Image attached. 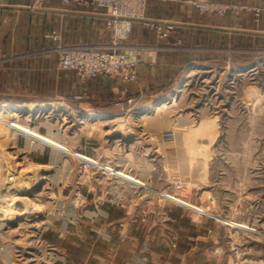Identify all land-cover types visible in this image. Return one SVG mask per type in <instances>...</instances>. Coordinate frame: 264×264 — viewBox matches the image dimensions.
I'll list each match as a JSON object with an SVG mask.
<instances>
[{"label": "rangeland", "instance_id": "1", "mask_svg": "<svg viewBox=\"0 0 264 264\" xmlns=\"http://www.w3.org/2000/svg\"><path fill=\"white\" fill-rule=\"evenodd\" d=\"M44 1L34 0L32 7L42 8ZM203 2L216 3L225 11H204L197 5ZM189 3L190 9L181 11L188 18L165 20L176 23L169 39H161L149 28L160 43H167L181 56L177 82L160 98L148 103L138 99L139 106L127 112L125 101L129 98L121 96L115 101L120 110L109 115L101 113L88 92H81L77 99L31 104L23 110L10 108L7 103L0 104V109L7 107L18 114L21 111L11 122L51 136L76 153L105 166L123 168L147 182L152 188L150 193L157 195L156 203L162 198L176 207L194 210L166 196L171 194L204 209L205 213L198 214L228 228L226 246L232 262L264 264V0H249V6L207 0ZM146 5V0H129L130 10L124 13L147 19ZM112 21H107L110 42L96 49L116 46L128 56L127 42L133 26L145 22L132 20L130 33L124 36L111 26ZM46 39L55 44L47 53L56 59L61 48H90L61 45L60 34L53 30ZM27 72L35 77L48 76V72L39 75L37 68H28ZM67 72L72 73L61 70L62 75ZM121 102L127 104L124 110L119 106ZM36 111L39 114L35 115ZM35 122L41 130L32 127ZM0 137V225L7 222L9 212L18 217L6 227L0 226V264H55L54 246L45 242L43 235L55 220L63 222L71 215L75 219V207L86 200L70 188L71 173L78 171L77 157L21 133L12 134L3 125ZM17 138L25 143L20 145ZM27 140L29 148L32 141L45 147L44 153L37 154L40 158L25 155L31 150L24 148ZM19 169H29L27 178L16 179ZM36 173L47 178L28 180ZM11 176L16 180L11 181ZM17 184L22 187L16 189ZM4 193L10 194L8 200L1 199ZM140 196L148 199L150 194ZM23 197L32 207L29 212L22 205ZM226 221L245 224L258 233L242 231Z\"/></svg>", "mask_w": 264, "mask_h": 264}, {"label": "crops", "instance_id": "2", "mask_svg": "<svg viewBox=\"0 0 264 264\" xmlns=\"http://www.w3.org/2000/svg\"><path fill=\"white\" fill-rule=\"evenodd\" d=\"M189 1L146 0V18L186 19L181 11L190 9ZM207 1L249 6V0ZM33 2L0 0V104L20 110L31 104L77 99L81 92H88L101 113L109 115L120 110L115 101L121 96L148 103L177 82L181 56L140 22H135L127 42L129 61L138 63L137 82L127 84L100 76L85 84L74 71L62 75L64 69L58 66L56 56L47 53L55 44L46 35L58 32L64 46L102 48L111 40L110 16L106 10L77 2L45 0L42 8L32 7ZM28 68H37L39 75L48 72V76H30ZM32 127L42 128L37 122ZM17 142L25 143L20 138ZM26 146L31 150L25 155L32 158L45 152V147L33 141L31 148L28 140ZM71 175L72 193H81L86 200L80 199L75 207V219L71 215L63 222L55 220L45 230L43 239L54 246L55 264L58 259L64 260L63 264H235L226 246L228 228L216 219L162 198L156 203L154 192H142L150 194L148 199L141 197L135 188L103 174H82L79 166Z\"/></svg>", "mask_w": 264, "mask_h": 264}, {"label": "built area", "instance_id": "3", "mask_svg": "<svg viewBox=\"0 0 264 264\" xmlns=\"http://www.w3.org/2000/svg\"><path fill=\"white\" fill-rule=\"evenodd\" d=\"M43 1V0H37ZM65 4H70L73 2L80 3L86 7L99 8L107 10L110 12V18L113 23L111 25L116 31H120V35H127L124 31L131 28V23L121 20V16L125 10H130L127 7L129 0H63ZM135 1V0H133ZM198 8L204 11H214L223 13L225 10L222 6L216 3H198ZM131 10L133 8L131 7ZM127 15H133L134 13H126ZM143 17L142 15L135 14V16L130 17ZM127 19V20H129ZM141 21V20H140ZM145 26L152 28L157 32L161 39H169L172 33L175 31V25L170 24V22H157L143 19ZM111 22V21H110ZM126 24L128 27L126 29ZM110 25V23H109ZM118 29V30H117ZM116 46L111 47L106 50H93V48H61L58 54V66L61 69H67L74 71L81 79H94L100 76H105L108 78H120L124 82L134 83L137 80L138 74L136 68L138 67L135 62L129 61L126 54L117 51ZM128 104L127 112L135 110L134 108L139 106V100L136 98H129L126 100ZM119 106L124 110L123 103H119ZM0 125L6 127V125ZM81 155V154H80ZM79 162V171L82 174L92 173L95 171H101L103 175L121 182L124 186L132 187L138 190V193L151 192L152 188L146 184L147 182L131 175L130 172L122 169H115L110 166H105L99 160L93 158H77ZM95 170V171H94ZM123 173L125 175H123ZM11 181L12 176L10 177ZM143 184H142V182Z\"/></svg>", "mask_w": 264, "mask_h": 264}, {"label": "bare ground", "instance_id": "4", "mask_svg": "<svg viewBox=\"0 0 264 264\" xmlns=\"http://www.w3.org/2000/svg\"><path fill=\"white\" fill-rule=\"evenodd\" d=\"M133 16H135V14H133V15H127L126 13H123L122 14V16H121V20H123V21H126V22H130L131 23V21L132 20H141V21H143V19L145 18V17H134V18H132V19H129L130 17H133ZM127 19H129V20H127ZM170 24H173L174 25V23H172V22H170ZM127 27H128V24H126V29H127ZM125 33H130L129 32V29H127L126 31H124ZM120 35V34H119ZM93 50H96V48H93ZM64 70H67V69H64ZM136 70H137V74H138V77H137V80H136V82L138 81V79H139V73H138V67L136 68ZM71 71V70H70ZM79 77V76H78ZM80 78V77H79ZM81 79V78H80ZM94 79H96V78H94ZM83 80H86V79H83ZM87 80H91V79H87ZM125 103H126V101H125ZM125 103H123V106H124V104ZM163 106H165V105H163ZM1 111L0 112H2L1 114H0V120H2V122H1V124H4V125H6V128L11 132V133H21V134H23V135H25V136H27V137H29V138H31V139H33V140H35V141H39V142H41L42 144H44V145H47V146H50V147H52V148H55V150H57V151H59V152H63V153H65V154H69V155H73V156H76L77 158H89L88 156H84V155H80L79 153H76V152H74L70 147H67V146H65V145H63V144H61L60 142H58V141H56L53 137H51V136H47V135H42V134H40V133H38V132H36V131H34L33 129H31V128H29L28 126H23V125H21V124H18L17 122H11V120H13L14 118H16L17 116H19V114L18 113H15V112H13V111H9V108H7V107H3L2 109H0ZM158 110H163V108H160V109H158ZM9 112V113H8ZM10 113H12L11 114V116H9L10 115ZM8 117L9 118V121H7V118L6 117ZM5 135V134H4ZM6 137V136H5ZM1 138V137H0ZM2 139V138H1ZM4 140V139H3ZM18 155V154H17ZM5 158V157H4ZM91 159V158H90ZM13 166V165H12ZM17 166V165H16ZM19 166H20V164H19ZM4 170V169H3ZM10 170V169H9ZM12 171H13V169H12ZM11 172V171H10ZM17 173V176H18V178H16V179H19V178H21V177H25V178H27L26 176H27V174H28V172H29V169H19V170H17L16 171ZM13 173V172H12ZM38 173H36V174H34V175H32L31 176V178L30 179H28V180H44V179H46L47 177L46 176H43V175H39L38 174V176H36ZM123 175H125L124 173H123ZM3 178V177H2ZM6 178V177H5ZM8 179V178H7ZM13 180H14V178H12ZM15 179V180H16ZM11 180V179H10ZM14 180V181H15ZM9 181V180H8ZM7 181V182H8ZM26 182V181H25ZM24 182V183H25ZM142 182V181H141ZM6 183V182H5ZM4 183V184H5ZM7 184V183H6ZM11 184V183H10ZM26 184V183H25ZM29 184H30V181H29ZM142 184H143V182H142ZM26 186H27V184H26ZM22 187V186H21ZM20 187V185L19 184H17L16 185V189H19V188H21ZM6 188V187H5ZM5 188H3V190L5 189ZM8 188V190L9 189H11V187H7ZM30 188V187H29ZM1 190V189H0ZM26 191V190H25ZM9 196H10V194L9 193H4L3 195H1V199L3 200V201H5V200H8L9 199ZM166 196L170 199H173L175 202H177V203H179V204H181V205H184V206H186V207H189V208H192V209H194V210H196V211H198V212H204L205 213V210L204 209H201V208H199V207H196V206H194V205H192V204H190V203H188V202H185V201H183V200H180V199H178V198H176V197H174L173 195H171V194H166ZM22 205L24 206V208L26 209V211L27 212H29L30 211V209H32V207L30 206V203H29V201L27 200V197H23V202H22ZM35 207V206H34ZM34 210V209H33ZM32 210V211H33ZM17 213V212H16ZM19 213V212H18ZM20 214V213H19ZM19 216V215H18ZM18 217H17V215H15V214H13L12 212H9L8 213V217H7V222H3L0 226L3 228V227H6V225H7V223H9V222H11L12 223V221L15 219H17ZM3 220H5V218L3 219ZM18 220V219H17ZM31 221V220H30ZM15 222V221H14ZM226 224H231V226L232 227H234V228H237V229H240V230H242V231H245V232H249V233H258L257 232V230L256 229H254V228H251L250 226H247V225H245V224H242V223H231L230 221H226Z\"/></svg>", "mask_w": 264, "mask_h": 264}, {"label": "water", "instance_id": "5", "mask_svg": "<svg viewBox=\"0 0 264 264\" xmlns=\"http://www.w3.org/2000/svg\"><path fill=\"white\" fill-rule=\"evenodd\" d=\"M233 31H236V32H244V33H256V32H250V31H240V30H233Z\"/></svg>", "mask_w": 264, "mask_h": 264}]
</instances>
